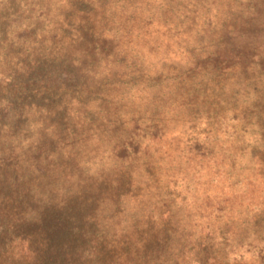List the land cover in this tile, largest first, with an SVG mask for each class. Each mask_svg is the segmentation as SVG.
Returning <instances> with one entry per match:
<instances>
[{"label": "rangeland", "instance_id": "rangeland-1", "mask_svg": "<svg viewBox=\"0 0 264 264\" xmlns=\"http://www.w3.org/2000/svg\"><path fill=\"white\" fill-rule=\"evenodd\" d=\"M262 9L264 0H0V88L46 49L81 56L76 37L92 24L96 40L118 39L100 61L117 70L110 94L89 79L81 103L63 110L60 92L32 95L34 106L15 87L1 92L15 108L0 106V264H102L104 243L109 264H264V62L227 73L224 89L204 86L200 65L186 73L222 25ZM77 111L92 125L76 135L63 116ZM68 129L74 136L58 135Z\"/></svg>", "mask_w": 264, "mask_h": 264}, {"label": "trees", "instance_id": "trees-1", "mask_svg": "<svg viewBox=\"0 0 264 264\" xmlns=\"http://www.w3.org/2000/svg\"><path fill=\"white\" fill-rule=\"evenodd\" d=\"M85 16H88L87 12ZM248 19L245 21H241L239 23H225L222 25L221 29H219V34L213 36L211 39L212 48H197L196 55L197 60L194 66H190L187 69V74L190 75L192 72L197 70V67L200 65L201 68H204L206 73V82L203 84L204 86H210L214 84L215 86L224 89L223 83H225V76L228 73L229 75L233 73L241 74L245 72L247 69H253L254 61L264 62V9L257 11L255 13L248 14ZM88 21L92 20V17L87 18ZM93 22L95 20H92ZM217 25V23H216ZM217 28V26H216ZM84 35L86 39L76 37L77 40H80L79 48H82L81 56H77L76 54L68 55L63 52L62 49H58L55 55H53L52 50L46 49L42 54H38L35 56L36 62L25 63L21 68L22 72H19V80L17 83L12 80L14 75H10V81L7 83L5 81L4 88H0V97L5 93L6 87H15L14 93L21 100H26L27 105L34 106L32 99L36 96H40V98H44L45 94L60 92V98H57V106H78L81 101L79 99L80 93L87 86L86 81L91 79L94 81L98 88H107L109 89V94L111 90L116 87L115 79L113 77L117 74V70L115 67L109 66L107 62L101 65L100 61L105 56L106 51L111 48H107L108 44L114 43L116 38H112L109 40L108 38L96 40L95 36H101V34H96L94 24L90 25V27L85 28ZM101 43L100 45L95 44ZM102 42H105L102 44ZM105 45V46H103ZM111 46V45H110ZM194 49V48H192ZM74 51V50H72ZM207 51L206 54H202V52ZM119 51L117 54H120ZM126 52H124L125 54ZM125 58L126 56L123 55ZM4 56L0 53V60H3ZM53 61L56 66H52L49 69L46 68V64H50ZM68 62V65H63L62 62ZM90 64H89V63ZM210 63L212 66L208 68L206 66L207 63ZM144 67V66H143ZM93 71V74L92 72ZM96 73L97 76H96ZM2 74H0L1 77ZM112 78V80H111ZM183 81L186 78L182 79ZM3 81H0V83ZM183 84V83H182ZM116 88L115 90H117ZM99 91V90H98ZM102 93H106L104 90H101ZM2 92V95H1ZM65 92V93H64ZM71 92V93H69ZM33 95V98H30ZM68 97V98H67ZM27 99H31L28 100ZM1 105L4 106L5 109L15 108L13 106V102L8 99L5 100V97H1ZM112 103V102H110ZM26 105V104H25ZM77 111L75 114L66 115L64 112L63 118H75L76 124L78 125V131L74 133V131L64 130L58 133H64L63 138L68 135L74 136L77 133H85L84 127L86 129L90 127L92 124L89 122L87 126V120L83 118L80 113ZM72 118V119H73ZM141 119V116H138ZM122 121L124 123L123 116L120 115L116 118L115 121ZM138 121V120H136ZM74 133V134H73ZM76 135L72 138L69 144H72L76 139ZM129 137V136H128ZM131 141L134 140L133 136L130 137ZM69 144H63L67 147L66 152L68 154L72 152L68 150ZM126 174V172H125ZM25 221L24 219H22ZM148 240H144L142 245L137 244L136 248L146 249ZM123 248L128 250L132 243L131 240H125L124 242L119 243ZM107 247H110L108 244L104 243L99 246L101 252L98 253L99 257L102 259L105 257V262L102 264H109V261L112 257L108 256Z\"/></svg>", "mask_w": 264, "mask_h": 264}]
</instances>
